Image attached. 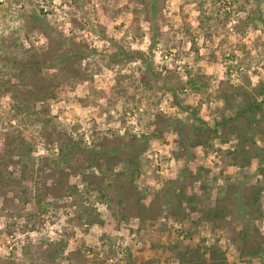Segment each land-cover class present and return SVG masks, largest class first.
I'll use <instances>...</instances> for the list:
<instances>
[{
  "label": "rangeland",
  "instance_id": "obj_1",
  "mask_svg": "<svg viewBox=\"0 0 264 264\" xmlns=\"http://www.w3.org/2000/svg\"><path fill=\"white\" fill-rule=\"evenodd\" d=\"M161 6L154 33L144 0H0V264H264V134L259 162L230 98L264 91V0ZM47 30L96 52L52 64ZM193 115L226 126L192 157L174 126L147 139ZM55 132L141 152L128 173L116 158L57 173ZM183 169L169 215L159 192ZM227 196L248 204L249 238L209 218Z\"/></svg>",
  "mask_w": 264,
  "mask_h": 264
},
{
  "label": "trees",
  "instance_id": "obj_2",
  "mask_svg": "<svg viewBox=\"0 0 264 264\" xmlns=\"http://www.w3.org/2000/svg\"><path fill=\"white\" fill-rule=\"evenodd\" d=\"M147 6L148 23L151 30L156 33L158 30V15L163 10L160 0H144ZM48 31V30H47ZM47 36L51 39V42L56 41L55 48H58L57 52L50 57L49 60L52 64L59 65H71L86 60L92 56L96 51L84 45L81 42L70 39L63 35H56L54 31H48ZM59 51V52H58ZM173 97L177 98L174 91H172ZM252 93L244 94L241 90L235 91L231 95V100L240 106L238 110L237 120L244 122L246 129H244V137L242 144L243 152H253L254 156L262 161V148L259 147L255 140L258 133L264 134V91L255 90ZM235 95V96H234ZM256 96H262L261 100H258ZM241 99V100H238ZM229 102V98H227ZM231 101V102H232ZM193 119L197 124L188 125L183 121L179 120H168L165 125V129L158 131L156 130L151 137L147 139L160 138L165 134L166 130L176 127L177 140L176 144L179 151L187 157H192L193 148L205 145L206 141H202L204 138H218L220 136L217 127L226 126V123L217 125V127L211 128L201 118L193 115ZM223 137V134H221ZM51 139L49 142L55 146L57 151V158L55 161V167L61 172H75L80 167L86 166L88 168L100 167V163L104 160L116 158L125 163L126 173L130 172L136 161L137 154L141 149L140 142H129L121 144L119 147L104 145L100 149H94L86 145L84 142L78 141L72 136H68L66 133L55 132L50 135ZM49 137V138H50ZM247 148V149H246ZM249 148V149H248ZM141 152V151H140ZM192 172L189 169L181 170L173 180L166 181L164 187L159 192V198L162 199V211L171 215L177 212L180 208V188L185 185L186 181L190 180ZM237 196V195H236ZM227 196L222 201H219L215 205L214 212L209 215V218H214V221L223 219L226 213L231 216V224L237 222V226H241V236L246 235L249 238L252 235L250 230L251 224H253V217L248 213L247 203L245 199ZM248 234V235H247Z\"/></svg>",
  "mask_w": 264,
  "mask_h": 264
}]
</instances>
